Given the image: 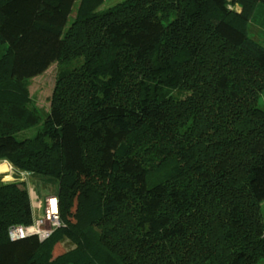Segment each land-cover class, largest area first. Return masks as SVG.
I'll use <instances>...</instances> for the list:
<instances>
[{
	"label": "trees",
	"instance_id": "1",
	"mask_svg": "<svg viewBox=\"0 0 264 264\" xmlns=\"http://www.w3.org/2000/svg\"><path fill=\"white\" fill-rule=\"evenodd\" d=\"M104 2L0 0V264H264V0ZM21 172L55 186L41 241L8 236Z\"/></svg>",
	"mask_w": 264,
	"mask_h": 264
},
{
	"label": "rangeland",
	"instance_id": "2",
	"mask_svg": "<svg viewBox=\"0 0 264 264\" xmlns=\"http://www.w3.org/2000/svg\"><path fill=\"white\" fill-rule=\"evenodd\" d=\"M116 1L118 0H105V4L101 6L100 9L104 8V6H109ZM75 8L76 7L74 6V8L72 9L69 21L75 16ZM248 34L252 39L264 46V27L262 25L257 24L255 22H250L248 24ZM56 72L57 64L54 62L44 73L32 78L30 81L29 92L31 98V105L36 109L37 113L40 115L39 117L41 118L43 117L44 113H48L51 117H53V119H56V116L51 106V97L55 85ZM0 164H3L5 166L4 170H0V173L6 174L3 180L9 181L14 179L15 176L12 173L11 167L4 161L0 162ZM17 176L20 175L17 174ZM20 178L22 177L20 176ZM24 182L29 197L31 196L30 199L32 206L36 203V198H38L40 204H43L46 196L52 194V191L55 188V186L52 185V181L41 180L38 182V178L34 176H26ZM33 207L36 211V207ZM41 207L42 206H40L34 214V218L37 220L43 219ZM261 215L264 223V201L261 204ZM71 246V241H61L60 243L55 245L56 248H54L53 250V255L55 256Z\"/></svg>",
	"mask_w": 264,
	"mask_h": 264
},
{
	"label": "built area",
	"instance_id": "3",
	"mask_svg": "<svg viewBox=\"0 0 264 264\" xmlns=\"http://www.w3.org/2000/svg\"><path fill=\"white\" fill-rule=\"evenodd\" d=\"M20 175L25 179L29 176L27 172H21ZM53 202L55 208H52ZM43 219L34 220L29 226H18L8 231L10 240H17L27 236H36L40 241L46 239L54 229L60 226L58 214V200L55 196H50L45 199L43 211Z\"/></svg>",
	"mask_w": 264,
	"mask_h": 264
},
{
	"label": "crops",
	"instance_id": "4",
	"mask_svg": "<svg viewBox=\"0 0 264 264\" xmlns=\"http://www.w3.org/2000/svg\"><path fill=\"white\" fill-rule=\"evenodd\" d=\"M30 198H31V196H30ZM30 201H31V199H30ZM32 204V203H31ZM42 206L43 204H40L39 203V200H38V198H36V203L33 205V206H35L36 207V211H37V209L39 208V206ZM32 206V207H33ZM33 210L35 211V208L33 207ZM35 214V213H34ZM54 248H56V247H54Z\"/></svg>",
	"mask_w": 264,
	"mask_h": 264
},
{
	"label": "bare ground",
	"instance_id": "5",
	"mask_svg": "<svg viewBox=\"0 0 264 264\" xmlns=\"http://www.w3.org/2000/svg\"><path fill=\"white\" fill-rule=\"evenodd\" d=\"M5 166L3 164H0V170H4ZM52 208H55L53 202L51 203Z\"/></svg>",
	"mask_w": 264,
	"mask_h": 264
}]
</instances>
